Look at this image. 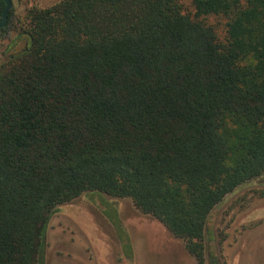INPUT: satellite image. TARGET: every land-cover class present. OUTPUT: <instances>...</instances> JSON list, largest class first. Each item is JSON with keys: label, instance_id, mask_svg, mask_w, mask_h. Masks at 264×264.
<instances>
[{"label": "trees", "instance_id": "16d2710c", "mask_svg": "<svg viewBox=\"0 0 264 264\" xmlns=\"http://www.w3.org/2000/svg\"><path fill=\"white\" fill-rule=\"evenodd\" d=\"M192 9L61 0L19 22L9 12L0 33L24 46L0 66V264H45L51 217L91 193L131 200L206 263L211 211L264 179V0Z\"/></svg>", "mask_w": 264, "mask_h": 264}, {"label": "rangeland", "instance_id": "374dc122", "mask_svg": "<svg viewBox=\"0 0 264 264\" xmlns=\"http://www.w3.org/2000/svg\"><path fill=\"white\" fill-rule=\"evenodd\" d=\"M15 21H22L32 8L45 9L61 0H11ZM193 11L192 0H183ZM225 38L226 20L207 21ZM18 32L0 33V66L24 40L10 50ZM128 237L132 255L127 258L117 232ZM45 264H197L159 221L141 214L129 199L85 194L61 205L47 229ZM264 264V179L249 181L228 194L206 222V263Z\"/></svg>", "mask_w": 264, "mask_h": 264}, {"label": "water", "instance_id": "95a60500", "mask_svg": "<svg viewBox=\"0 0 264 264\" xmlns=\"http://www.w3.org/2000/svg\"><path fill=\"white\" fill-rule=\"evenodd\" d=\"M5 3V8L2 11L1 19H0V29L6 25L8 14L12 8L11 0H2Z\"/></svg>", "mask_w": 264, "mask_h": 264}, {"label": "flooded vegetation", "instance_id": "af4514ba", "mask_svg": "<svg viewBox=\"0 0 264 264\" xmlns=\"http://www.w3.org/2000/svg\"><path fill=\"white\" fill-rule=\"evenodd\" d=\"M12 6H13V4H12ZM12 9V8H11ZM11 11V10H10ZM2 29V28H1Z\"/></svg>", "mask_w": 264, "mask_h": 264}]
</instances>
